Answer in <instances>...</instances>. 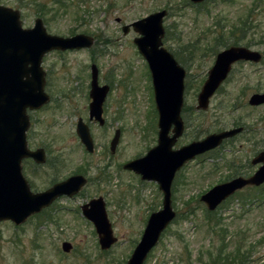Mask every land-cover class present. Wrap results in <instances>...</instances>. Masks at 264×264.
Returning <instances> with one entry per match:
<instances>
[{
  "label": "rangeland",
  "instance_id": "1",
  "mask_svg": "<svg viewBox=\"0 0 264 264\" xmlns=\"http://www.w3.org/2000/svg\"><path fill=\"white\" fill-rule=\"evenodd\" d=\"M0 4L19 10L23 27H31L39 17L50 34L84 33L94 38L88 48L43 55L49 100L27 110L26 134L28 147H43L46 160L41 165L31 159L22 161L33 191L77 171L85 172L89 180L77 194L57 198L42 213L29 217L22 228L1 224L0 264H124L127 260L146 217L160 207L162 193L156 182L122 168L156 144L157 113L147 63L133 42L138 33L130 28L123 34L121 26L161 9L167 10L163 45L186 70L182 116L188 126L174 147L236 124L245 129L177 171L171 186L176 216L143 264H228L231 260L264 264V183L236 191L213 211L200 200L214 184L253 173L257 165L250 160L264 150V104H248L252 93L264 92V0L198 4L190 0H0ZM233 44L258 51L261 60L236 62L208 106L198 109L196 97L215 54ZM92 62L98 67L99 83L109 86L102 126L88 121ZM78 117L89 124L93 153L84 149L76 134ZM117 128L120 137L111 152L109 143ZM99 195L117 237L107 250L99 247L94 226L80 207ZM64 241L72 244L69 252L61 249Z\"/></svg>",
  "mask_w": 264,
  "mask_h": 264
},
{
  "label": "water",
  "instance_id": "2",
  "mask_svg": "<svg viewBox=\"0 0 264 264\" xmlns=\"http://www.w3.org/2000/svg\"><path fill=\"white\" fill-rule=\"evenodd\" d=\"M191 1L199 3L203 0ZM166 14V9L157 10L121 27L123 34L130 28L138 33L133 42L148 64L158 114L156 145L143 156L123 163L122 167L140 174L141 179L155 181L163 194L162 206L150 213L141 237L125 264H142L163 229L174 218L171 185L181 166L242 129L235 127L212 132L202 139L173 148L183 130L181 110L185 70L162 46L165 32L163 18ZM93 42L92 36L84 33L70 36L50 34L39 17L34 19L31 27H23L19 10L0 4V220L9 219L22 223L30 215L49 206L56 198L63 195L71 197L85 185L86 178L82 174H74L44 190L34 192L22 172L21 162L24 158H31L38 164L46 160L44 149H30L26 139L30 124L27 109H37L49 100L44 89L45 71L41 66L43 55L54 49L88 48ZM238 59L258 61L260 53L243 46H230L220 50L197 94L198 109L208 106L209 98L226 78L231 63ZM97 74V67L92 64L88 118L103 125V102L109 86H100ZM262 102L264 93H254L249 98V103L253 105ZM170 129L171 135L168 134ZM75 131L85 149L92 151L93 140L89 127L81 117L77 119ZM119 137L120 130L116 129L109 143L111 152H114ZM258 162L261 165L251 175L235 176L214 184L202 193L200 200L207 210H214L236 190L262 184L264 150L252 158V164ZM81 211L93 223L100 248L110 247L116 238L112 233L103 198L90 199L81 205ZM71 247L72 244L68 241L61 244L63 251H69Z\"/></svg>",
  "mask_w": 264,
  "mask_h": 264
},
{
  "label": "flooded vegetation",
  "instance_id": "3",
  "mask_svg": "<svg viewBox=\"0 0 264 264\" xmlns=\"http://www.w3.org/2000/svg\"><path fill=\"white\" fill-rule=\"evenodd\" d=\"M203 1H204V0H203ZM203 1H202V2H203ZM202 2H200V3H202ZM166 11H167V10H166ZM164 17H165V16H164ZM163 20H164V18H163ZM117 21H118V19H117ZM122 26H123V25H122ZM122 26H121V27H122ZM163 26H164V23H163ZM121 30H122V29H121ZM164 30H165V32H164V36H165V33H166V27H165V26H164ZM128 31H129V30H128ZM125 34H126V33H125ZM164 36H163V37H164ZM163 37H162V46H163L164 48H166V47L163 45ZM92 38H93V37H92ZM133 39H134V38H133ZM93 40H94V38H93ZM230 46H242V45H234V44H233V45H228V46H226L225 48L230 47ZM243 47H247V46H243ZM247 48H248V47H247ZM166 49H167V48H166ZM223 49H224V48H223ZM249 49H250V48H249ZM54 50L65 51V50H74V49H65V50L54 49ZM167 50H168V49H167ZM251 50H252V49H251ZM168 51H169V52L173 55V57L175 58L174 54H173L170 50H168ZM218 52H219V51H218ZM218 52H217V53H218ZM176 53H177V52H176ZM178 53H179V51H178ZM180 53H181V51H180ZM180 53H179V54H180ZM217 53H216V54H217ZM216 54H215V56H216ZM261 58H262V56H261V54H260V59H259L258 61H260ZM175 59H176V58H175ZM214 60H215V58H214ZM176 61L178 62L179 65H181L177 59H176ZM238 61H245V62H258V61H252V60L238 59V60L234 61L233 63H231L230 70H229L227 76L229 75V73H230V71H231V69H232V66H233L236 62H238ZM213 62H214V61H213ZM92 64H95V63L92 62V63L90 64L89 89H90V81H91V65H92ZM95 65H96V64H95ZM212 65H213V64H212ZM147 66H148V65H147ZM181 66H182V65H181ZM96 67H97V65H96ZM182 67H183V66H182ZM183 68H184V67H183ZM148 69H149V67H148ZM209 69H210V68H209ZM209 69H208V70H209ZM97 70H98V67H97ZM184 70H185V68H184ZM45 74H46V72H45ZM207 74H208V71H207ZM98 75H99V70H98L97 77H98ZM185 76H186V70H185L184 79H185ZM227 76H226V78H227ZM206 77H207V75H206ZM226 78H225V79H226ZM225 79H224V80H225ZM224 80H223V81H224ZM223 81H222V82H223ZM98 83H99V80H98ZM99 85L102 86V84H100V83H99ZM220 85H221V84H220ZM220 85H219V86H220ZM219 86H218V87H219ZM184 88H185V82H184ZM217 89H218V88H217ZM217 89H216V90H217ZM216 90H215V91H216ZM214 93H215V92H214ZM214 93H213V94H214ZM255 93H264V92H255ZM252 94H254V93H252ZM252 94H251V95H252ZM88 95H89V92H88ZM251 95H250V96H251ZM250 96H249V98H250ZM183 97H184V92H183ZM89 98H90V96H89ZM249 98H248V104L251 105V106H259V105L264 104V102L259 103V104H254V105H253V104H250V103H249ZM90 101H91V98H90ZM90 101H89V103H90ZM89 103H88V108H89ZM182 112H183V107H182V110H181V117H182V120H183V130H182V133H181V135H180L179 137H181L183 134H185L186 128H187V126H188V124H186V122H185V120H184V118H183V116H182ZM78 118H79V117H78ZM88 121L91 122V123H97L99 126H102V124H99V122H98V121H95L94 119H89V118H88ZM86 123H87V122H86ZM87 125H88V127H89V124H88V123H87ZM235 127H241L242 129H241L238 133H236L235 135H233V136H231V137H228V138H224V139L222 140V142H221L219 145H217L216 147H214V148H212V149H210V150H207V151H205V152H203V153H201V154H198V155H196L195 157L200 156V155H202V154H204V153H206V152H208V151H211V150H213V149L219 147L220 145L223 144L224 141L229 140V139H231V138H234L236 135L240 134V133L243 132V130L245 129L244 126H243L242 124H236L235 126H233V127H231V128H235ZM228 129H230V128H228ZM222 130H226V129H222ZM222 130H219V131H222ZM89 131H90V129H89ZM154 131H156V133L158 134V125H157V124H155ZM219 131H217V132H219ZM90 134H91V133H90ZM157 134H156V143H157ZM168 134H169V135L172 134L171 129L169 130V133H168ZM26 137H27V134H26ZM91 137H92V135H91ZM78 138H79V137H78ZM194 138H195V139H192L191 141H193V140H198V139H199V138L197 139L196 137H194ZM177 139H178V138H177ZM177 139H176V141H177ZM200 139H202V138H200ZM79 140H80V138H79ZM92 140H93V137H92ZM176 141H175V143H176ZM191 141H189V142H191ZM80 142H81V141H80ZM189 142H188V143H189ZM175 143H174V144H175ZM81 144H82V142H81ZM185 144H187V143H185ZM185 144H182V145H185ZM155 145H156V144H154L153 146H155ZM182 145H180V146H182ZM82 146L84 147L83 144H82ZM153 146H152V147H153ZM180 146H179V147H180ZM37 148H40V147H37ZM41 148H43V147H41ZM173 148H175L174 145H173ZM176 148H178V147H176ZM35 149H36V148H35ZM43 149H44V148H43ZM84 149H85V147H84ZM85 150H86V149H85ZM94 150H95V143H94V140H93L92 151H87V150H86V151H87L88 153H93ZM44 151H45V150H44ZM260 151H262V150H260ZM260 151H259V152H260ZM259 152H257L252 158H254ZM45 157H46V154H45ZM195 157H193V158H195ZM193 158H192V159H193ZM252 158H251V160H250V163H251V165H257V167H256V169H257V168L261 165V163L258 162V163L252 164ZM24 159H31V158H24ZM24 159H22V161H23ZM31 160H32V159H31ZM190 160H191V159H190ZM32 161H33V160H32ZM188 161H189V160H188ZM33 162H34V161H33ZM186 162H187V161H186ZM186 162H185V163H186ZM21 163H22V162H21ZM44 163H45V162H44ZM185 163H184V164H185ZM41 164H43V163H41ZM41 164L36 163V165H41ZM184 164H183V165H184ZM86 165H87V166H86L87 168L90 166L89 163H87ZM183 165H182V166H183ZM22 166H23V165H22ZM182 166H181V167H182ZM256 169H255V170H256ZM255 170H254V171H255ZM254 171H253V172H254ZM22 172H23V169H22ZM78 172H80V171H77V172L74 173V174H81V173H78ZM176 173H177V172H176ZM176 173H175V175H176ZM23 174H24V172H23ZM74 174H71V175H74ZM136 174H137V173H136ZM251 174H252V173H251ZM251 174H250V175H251ZM82 175L86 178V182H85V184H86V183L88 182V180H89V179H88V176H86L85 172H84ZM138 175H139V177H140V174H138ZM69 176H70V175H69ZM237 176H242V175H237ZM248 176H249V175H248ZM174 177H175V176H174ZM234 177H235V176H234ZM66 178H67V177H66ZM232 178H233V177H232ZM64 179H65V178H64ZM100 179H102V169H101V172H100V175H99V180H100ZM140 179H141V178H140ZM230 179H231V178H230ZM142 180H145V179H142ZM228 180H229V179H228ZM59 181H60V180H59ZM147 181H152V180H147ZM226 181H227V180H226ZM55 182H57V181H55ZM55 182H53V183H55ZM154 182H155V181H154ZM172 182H173V181H172ZM223 182H224V181H223ZM53 183H52V184H53ZM52 184H51V185H52ZM29 185H30V183H29ZM157 185H158V184H157ZM171 186H172V185H171ZM30 187H31V186H30ZM245 187H255V186L248 185V186H245ZM245 187H243V188H245ZM158 188H159V187H158ZM171 188H172V187H171ZM81 189H82V188H81ZM81 189H80V190H81ZM241 189H242V188H241ZM80 190H79V191H80ZM159 190H160V189H159ZM239 190H240V189H239ZM239 190H237V191H239ZM79 191H78V192H79ZM160 191H161V190H160ZM78 192H77V193H78ZM235 192H236V191H235ZM235 192H234V193H235ZM77 193H76V194H77ZM161 193H162V192H161ZM74 195H75V194H74ZM63 196H65V195H63ZM63 196H60V197H58V198H61V197H63ZM72 196H73V195H72ZM72 196H71V197H72ZM65 197H68V196H65ZM97 197H102V196L99 195V196H97ZM97 197H93V198H97ZM162 198H163V194H162ZM171 198H172V189H171ZM91 199H92V198H91ZM89 200H90V199H89ZM89 200H88V201H89ZM54 201H55V200H54ZM54 201H53V202H54ZM88 201H87V202H88ZM53 202H52L49 206H51V205L53 204ZM222 202H223V201H222ZM222 202H221V203H222ZM85 203H86V202H85ZM104 204H105V202H104ZM161 206H162V200H161V205H160V207H161ZM218 206H219V205H218ZM218 206H217V207H218ZM80 207H81V206H80ZM160 207H159V208H160ZM172 207H173V206H172ZM217 207H216V208H217ZM159 208H158V209H159ZM216 208H215V209H216ZM45 209H46V207L43 208L42 210H40L38 213H34V214L30 215L29 217H32L33 215H39V214L42 213ZM105 209H106V208H105ZM158 209H157V210H158ZM173 209H174V208H173ZM215 209H214V210H215ZM154 211H156V210H154ZM81 212H82V211H81ZM152 212H153V211H152ZM106 213H107V212H106ZM150 213H151V212H150ZM150 213H149V215H150ZM149 215H148V217H149ZM175 216H176V211H175ZM175 216H174V218H175ZM29 217H28V218H29ZM84 217H85V216H84ZM107 217H108V216H107ZM148 217H146V219H145V223H144L143 228H142L143 230H144V227H145V225H146V222H147ZM28 218H27V219H28ZM85 218H86V217H85ZM174 218H173V219H174ZM27 219H26V220H27ZM86 219H87V218H86ZM173 219H172V220H173ZM26 220L23 221L22 223H15V222H13L12 220L5 219V220H0V225L3 224V223H9L10 225H12V226L14 227V229L17 230V229H20V228H22V227L24 226ZM108 220H109V218H108ZM172 220H171V221H172ZM89 221H90V220H89ZM171 221H170V222H171ZM90 222H91V221H90ZM109 222H110V220H109ZM170 222L166 225V227L170 224ZM91 223H92V222H91ZM110 223H111V222H110ZM92 224H93V223H92ZM93 226H94V225H93ZM166 227L163 229V231L166 229ZM111 228H112V224H111ZM143 230H142V232H143ZM94 231H95V228H94ZM163 231H162V232H163ZM162 232H161V234H162ZM95 233H96V231H95ZM112 233H113V236L116 238V241L114 242V243H116V242H117V237L114 235L113 228H112ZM96 234H97V233H96ZM141 234H142V233H141ZM161 234H160V236H161ZM160 236H159V238H160ZM140 237H141V235H140ZM139 239H140V238H139ZM158 240H159V239H158ZM138 241H139V240H138ZM138 241H137V242H138ZM137 242H136V244H137ZM157 242H158V241H157ZM62 243H63V242H62ZM114 243H112L111 246H112ZM136 244L134 245V247L136 246ZM155 245H156V244H155ZM155 245H154V246H155ZM111 246H110V247H111ZM154 246H153V247H154ZM99 247H100V246H99ZM134 247H133V249H134ZM153 247H152V248H153ZM71 248H72V247H71ZM108 248H109V247H108ZM108 248H107V249H108ZM152 248H151V249H152ZM61 249H62V248H61ZM107 249H102V250H107ZM133 249H132V251H133ZM151 249H150L149 252L147 253L146 258L148 257V254L150 253ZM70 250H71V249H70ZM70 250H69V251H70ZM69 251H64V252H69ZM132 251L130 252V254L132 253ZM130 254H129V256H130ZM129 256H128V258H129ZM128 258H127V259H128ZM146 258L144 259V261L146 260ZM126 261H127V260H126ZM126 261H125V263H126ZM144 261H143V263H144ZM125 263H124V264H125ZM143 263H142V264H143Z\"/></svg>",
  "mask_w": 264,
  "mask_h": 264
},
{
  "label": "trees",
  "instance_id": "4",
  "mask_svg": "<svg viewBox=\"0 0 264 264\" xmlns=\"http://www.w3.org/2000/svg\"><path fill=\"white\" fill-rule=\"evenodd\" d=\"M230 262L233 264L232 260ZM231 263H228V264H231Z\"/></svg>",
  "mask_w": 264,
  "mask_h": 264
}]
</instances>
